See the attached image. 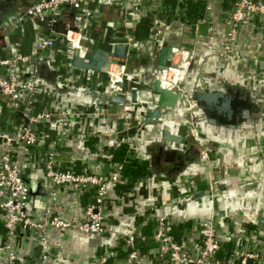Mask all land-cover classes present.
<instances>
[{"label": "crops", "instance_id": "obj_1", "mask_svg": "<svg viewBox=\"0 0 264 264\" xmlns=\"http://www.w3.org/2000/svg\"><path fill=\"white\" fill-rule=\"evenodd\" d=\"M34 1L0 0V27L14 22L19 7ZM187 29L175 25L169 31H159L153 28L152 20H127L118 9L102 7L87 38L105 42V48L112 50L123 42L127 31L137 37L123 70L130 94L110 91L108 73L72 67V48L59 40L51 60L44 61L45 69L37 75L34 95L36 109L54 118L40 126L38 144L25 163L22 143L15 135L23 116L13 112L0 96V132L14 136H0V156L10 144L16 150L15 161L22 166L24 178L39 188L40 193L29 199L28 211L33 218L44 220L50 208L54 214L55 203L66 220L79 219L89 197L54 188L45 176L42 159L52 153L62 167L76 165L84 169L106 162L104 157L111 158L109 148H118L126 135L137 132L134 155L149 162L151 175L135 182L125 177L121 185L133 182L131 188L111 189L108 222L122 233L140 231L151 236L159 221L165 219L180 229L176 238L191 236L187 243L198 252L199 230L204 223L212 222L221 229L223 244L233 251L232 260L240 264L242 257L252 252L264 264V22L240 28L230 53L225 49L226 25L217 22L210 33L212 38L209 35L197 42L184 80L190 104L180 98L176 109L147 121L158 98L153 81L161 49L173 42L191 45ZM39 35L40 27L34 20L9 26L0 33V54L31 56ZM47 69L52 76L56 73L57 82L69 91L57 92L44 76ZM200 92L231 96L232 120L207 117L206 109L195 101L194 96ZM120 98L122 101H116ZM210 118L216 123H209ZM190 125L197 127V138L190 136ZM164 131L181 137V141L165 140ZM202 150L210 153V160L201 157ZM1 214L0 247L7 243ZM48 238L50 243L43 245L32 232L18 234L14 245L20 264H62V258L73 264H94L107 250L115 253V264H123L125 258L115 236L99 238L67 231L51 232ZM149 244L144 247L143 262L156 264L158 247L154 242ZM0 264H5L4 255H0Z\"/></svg>", "mask_w": 264, "mask_h": 264}, {"label": "built area", "instance_id": "obj_2", "mask_svg": "<svg viewBox=\"0 0 264 264\" xmlns=\"http://www.w3.org/2000/svg\"><path fill=\"white\" fill-rule=\"evenodd\" d=\"M196 1L204 2V16L196 22H191L185 18L186 6L189 2ZM177 2L178 6L170 10L165 9L164 0H36L30 5L19 7L15 21L0 27V33L5 32L9 26L18 27L26 20H34L40 27L37 45L31 56L21 53H13L10 56L0 54V96L13 112L23 116L24 120L17 127L15 135L22 143L20 151L24 155L25 163L29 161L33 148L38 144L40 126L52 120L54 116L36 109L34 102L36 80L18 75L16 70L50 61L52 51L59 40L67 43L72 48V53L77 52L82 57L92 47L107 51L105 42L96 43L87 38L90 29L100 17L102 7L118 9L127 20L132 18L152 20L153 28L159 31H169L175 25L188 28L192 44L184 46L180 44L167 73V78L179 91L186 104H190V100L184 92V80L191 66L197 42L208 37L212 27L221 21L227 28L225 49L230 53L240 28L264 22V0H177ZM168 18L170 20H166ZM66 20L68 22L64 24ZM203 23L210 26L206 36L199 34V27ZM211 36L213 34L210 38ZM136 41L135 34L127 31L120 44L133 49ZM124 68V65L115 64L108 72V87L110 91L129 95L130 88L124 84ZM35 73L39 74L37 69ZM54 76L58 80L56 73ZM23 98H26L25 103H22ZM188 130L190 136L198 137L195 125H190ZM137 135V132L133 135L128 134L122 142L133 148ZM15 152L16 150L8 144L0 156V211L7 232V243L0 247V255H4L5 264H20L14 245L18 234L32 232L39 243L48 245L50 243L48 236L51 232L67 231L99 238L118 237L119 248L125 256L123 264H144L146 255L144 247L150 242H154L158 247L156 264H238L231 256L225 261L221 259L224 235L212 222L204 223L199 230L200 252L187 243L191 236L184 240L176 238L172 234L174 224L165 219L159 221L157 230L151 236L140 231L128 233L117 231L108 222L107 202L111 189L124 183L125 177L122 164L110 160L102 161L98 165L91 164L82 172H77L73 167H62L52 153L42 159L45 176L54 188L72 195L88 196L89 201L82 208V216L79 219L66 220L57 205L52 203L55 213L53 214L50 208L44 220H36L28 211L30 187L24 179L22 166L15 161ZM201 157L208 161L210 153L202 150ZM99 166L105 170L102 171ZM53 198L55 200V194ZM114 254L107 250L94 264H115L112 262ZM60 261L62 264H73L64 258ZM261 263L258 254L249 252L242 257L240 264Z\"/></svg>", "mask_w": 264, "mask_h": 264}, {"label": "water", "instance_id": "obj_3", "mask_svg": "<svg viewBox=\"0 0 264 264\" xmlns=\"http://www.w3.org/2000/svg\"><path fill=\"white\" fill-rule=\"evenodd\" d=\"M209 24L203 23L199 27V34L206 36L209 33ZM180 46L179 42H173L168 44L161 49L160 56L157 60V73L154 75L153 81V91L158 96L156 108L153 110L150 116H147V121H152L160 117L161 114H167L171 110H174L178 107L181 94L177 89L174 88L173 83L167 78L168 70L170 69L178 47ZM129 50L131 48L126 47L124 44H116L112 50L102 51L98 47L90 48L85 56H80L79 53H74L70 59V64L72 67L84 70L92 71L96 73H108L115 64L125 65L128 58ZM47 75V72L44 73V76ZM136 92H133V97L135 99ZM195 101L201 106L202 109H211L213 105L220 103V100H223L221 106H218L219 111L228 112L229 120L232 119L234 114L232 97L226 96L223 93H208L200 92L195 96ZM116 100V99H115ZM118 102L122 101V98L116 100ZM245 117L248 116V112L244 111ZM209 123H216L215 119H209ZM0 136H7L13 138L14 136L8 132H0ZM164 139L167 141L179 142L181 137L172 136L169 132H163ZM25 179V178H24ZM30 187V197L29 199L35 197L40 192L36 184L29 179H25ZM54 253V254H53ZM52 254H56V250Z\"/></svg>", "mask_w": 264, "mask_h": 264}, {"label": "trees", "instance_id": "obj_4", "mask_svg": "<svg viewBox=\"0 0 264 264\" xmlns=\"http://www.w3.org/2000/svg\"><path fill=\"white\" fill-rule=\"evenodd\" d=\"M164 5L165 9H170L174 10L175 7L178 6L177 0H164ZM181 6V5H180ZM184 7V6H181ZM204 11H205V5L204 2L201 1H196V2H189L186 6V11H185V18L188 21L191 22H196L198 19L202 18L204 16ZM152 61V60H149ZM44 68L45 69V64L44 62H39L36 65H28L24 68H18L16 70V73L18 75H24V76H29L32 77L34 80L38 81V74L35 73V70L37 69L38 72L40 69ZM43 69V70H44ZM48 72L47 74V80L51 81L52 84L55 86V90L60 93H64L65 91H69L64 89L63 86H60V84L57 82V80L54 78V76L51 75L50 70H45ZM40 74V72H39ZM44 78V77H42ZM74 91V90H73ZM72 92V90H71ZM26 98H23L22 103H25ZM109 154L111 155V158L104 157L105 160H110L111 162L122 164L123 166V175L124 177L127 178H132V181L135 182L138 179L145 178L151 175V166L148 161H142L138 158L135 157L134 153V148L130 147L126 142H123L118 148L113 149L109 148L108 149ZM73 167L77 172H82L84 169L77 167L76 165L70 166ZM133 182L125 183L123 185H119L122 189L126 190L131 188L133 185ZM129 184V185H128ZM180 233V229L178 227H173V235H176ZM150 245V244H149ZM148 245V246H149ZM233 251L231 249H228L227 243L223 244V252L221 254V259L225 261Z\"/></svg>", "mask_w": 264, "mask_h": 264}, {"label": "flooded vegetation", "instance_id": "obj_5", "mask_svg": "<svg viewBox=\"0 0 264 264\" xmlns=\"http://www.w3.org/2000/svg\"><path fill=\"white\" fill-rule=\"evenodd\" d=\"M228 96V95H227ZM223 102V100L220 101L219 104L217 105H213L211 109H206L205 110V113L207 115V117L211 116V118H216L218 116H221L222 118H224L226 121H227V118L229 120V117H228V112H225V111H219L218 109V106H221V103ZM210 118V119H211ZM232 120V119H231Z\"/></svg>", "mask_w": 264, "mask_h": 264}]
</instances>
